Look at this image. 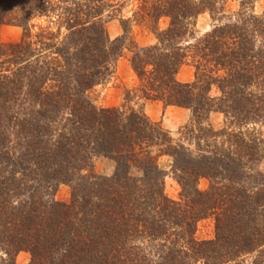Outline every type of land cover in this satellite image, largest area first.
Wrapping results in <instances>:
<instances>
[{"label": "trees", "instance_id": "1", "mask_svg": "<svg viewBox=\"0 0 264 264\" xmlns=\"http://www.w3.org/2000/svg\"><path fill=\"white\" fill-rule=\"evenodd\" d=\"M121 1L0 0V26L22 29L18 41H0V264H15L21 250L28 264H264V174L252 170L262 154L248 129L264 128V11L241 0L195 38L192 19L203 10L215 19L223 0H139V20L169 23L154 26L153 44L129 41L138 82L126 95L188 108L174 142L142 110L90 97L129 38L127 18L110 38L102 17ZM42 17L55 29L33 33L30 21ZM187 61L193 79L182 82L176 74ZM210 111L237 131L206 126ZM96 155L114 161L110 176L90 171ZM162 155L180 201L164 193ZM199 177L209 180L205 190ZM60 183L70 186L67 201L53 196ZM208 215L214 237L197 240Z\"/></svg>", "mask_w": 264, "mask_h": 264}, {"label": "rangeland", "instance_id": "2", "mask_svg": "<svg viewBox=\"0 0 264 264\" xmlns=\"http://www.w3.org/2000/svg\"><path fill=\"white\" fill-rule=\"evenodd\" d=\"M241 0H223L221 9L218 13L211 16L209 10H203L198 13L191 21L190 28L193 32V37L197 38L202 33L210 30L213 25L226 20L230 15L239 9ZM122 4L115 10L111 7L105 8L102 17L104 18V25L110 38H114L123 33L122 20L128 19L124 22L128 32V37L125 39V44L122 48L120 56L117 58L111 74L107 79L95 85L90 91V97L93 102L99 107H122L128 110L129 108L142 110L150 120L155 121L161 125L172 137L174 142L183 140L182 127L189 121L191 112L188 108L174 105H164L161 101L145 99L137 97L134 93L126 95L127 89H132L138 82L137 77L130 67L128 61L129 48L131 47L130 40L137 46H146L157 41L154 33V26L158 29H165L169 23L168 16H161L157 23L150 19L139 20L134 16L135 12L139 10V0H122ZM218 6V5H217ZM254 10L257 12L264 11V0H256L254 2ZM134 13V14H133ZM224 16L221 20L220 17ZM217 18V19H216ZM53 19H51V22ZM34 24L32 32L35 33L41 30V27L50 26L55 29V24L50 23L47 18H34L30 21ZM62 30V29H61ZM22 34L21 27L11 24H2L0 26V41L3 43L16 42L20 39ZM190 40H194L190 37ZM6 65V64H4ZM194 67L191 62H185L176 74V78L182 82L192 81ZM218 90L215 86L210 89V95L215 96ZM205 125L212 130H226L237 131L236 126L227 124L224 115L219 111H210L205 122ZM249 127V128H248ZM249 130L255 132L254 137L259 140V152L262 156L257 159L252 166L253 171L264 174V128L260 123L255 125L250 124ZM246 128H241L245 129ZM256 139V140H257ZM159 164L165 171L163 189L168 198L180 201L183 199L182 191L179 182L175 179L174 174L170 168L171 157L162 155L159 157ZM114 161L109 157L103 155H96L92 159V166L90 171L100 176H110L114 171ZM132 174H138L136 168L131 169ZM199 190H205L209 185V180L205 177H199L196 182ZM54 198L58 201H67L70 197V186L67 183H60L56 186L54 191ZM194 237L197 240L212 239L214 237V220L212 215L199 219L196 224ZM30 260V253L21 250L15 255V264H28Z\"/></svg>", "mask_w": 264, "mask_h": 264}]
</instances>
